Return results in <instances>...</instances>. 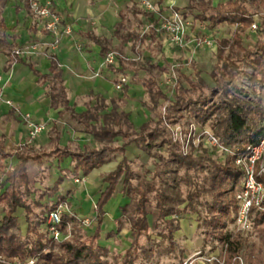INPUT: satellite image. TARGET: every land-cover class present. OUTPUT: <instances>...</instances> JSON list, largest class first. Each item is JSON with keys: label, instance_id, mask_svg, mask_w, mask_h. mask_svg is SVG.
Masks as SVG:
<instances>
[{"label": "rangeland", "instance_id": "rangeland-1", "mask_svg": "<svg viewBox=\"0 0 264 264\" xmlns=\"http://www.w3.org/2000/svg\"><path fill=\"white\" fill-rule=\"evenodd\" d=\"M203 1L208 6L205 12V15L208 17L213 14V8L228 1H237L243 4L248 10V13L251 16H255L257 29L251 27L239 33L241 49H234L233 56L230 54L229 46H231V41L239 30L236 26L226 23L211 27L208 20L201 19L203 11L193 8V6L197 5L198 0L86 1L89 4V9L92 7L96 12L106 16L105 19L107 21L110 20L112 26H114L112 32V50L110 53L102 56V68L100 67V72L97 73L99 76H103L104 72L102 73V71L105 69H107L108 73H111L106 80L112 84L115 94L120 97L115 103L107 102L108 105L104 102H98L97 108L102 109L106 106H113L119 112L127 111L130 115H134L135 123L137 124L135 128H138V125L142 124V122L147 123L151 121L152 128L162 132L150 156L138 150L134 145H131L126 149V157L131 161V169L137 178L133 181L134 187L138 184V178L147 177L151 181L156 166H159V171L162 170L164 176L163 179L159 177L158 182L160 185H165L166 183L171 185L170 190L173 194V201L170 202V205L175 210L183 209L186 206L187 191L190 187L187 185L183 170L178 174L182 180L177 179L175 183V180L171 178L170 169L166 166L163 167L165 162L160 163L158 157L164 160L169 158L168 148L166 145H162L165 139L168 140L171 138L174 143L180 146L181 152L184 155L198 156L204 154L206 151L213 160L222 163L230 158L221 148L211 146L207 142V133L216 138L218 137L210 129L208 124L202 125L198 123L188 109H185L180 115L172 111L175 119L173 118L171 122L162 121L161 124L159 121L160 118L166 116L168 113V111L166 113V109L176 102V93L179 87L185 91L190 90L187 78L196 81V74H199L205 81V86L200 91L209 96H212L210 93L212 89L220 87L212 79V74L216 72L219 63L218 43L224 42L222 48L224 59L229 58L232 61H236L240 66L238 72L245 71L250 78L254 76L253 72L244 66L242 60L249 53H257L258 48L264 45V32L261 31V28L258 29L259 25L264 22V6L257 4L256 0ZM33 3H36L39 7L47 8L50 11V16L45 19L39 17L35 9L31 6ZM146 3H149L150 6H145ZM28 4V16L32 17L38 30L45 34H51L52 40L49 43L38 40L30 42L19 50V57L30 59L48 55V52L53 50V47L58 48L62 40L71 42L74 51H83L84 47L81 39L70 24L71 21L67 19L69 15L60 13L52 0H28ZM71 11H75V8ZM53 15L59 18V24L57 26L58 34H54L45 28L46 22L53 21ZM84 20L87 24L95 21L93 18H84ZM116 29L117 32L115 33ZM68 30H70L69 33H67ZM130 32L139 33L141 36L145 34L147 38L144 43L135 40L123 43L121 36H126ZM173 36H179V43L172 42ZM108 55L113 57L112 64L107 61L109 59ZM11 57L13 59L16 55L13 56L11 54ZM121 61L125 63L126 69L121 70ZM13 63L12 61L11 66H13ZM237 74L234 81L237 83L241 79L243 88L252 94L250 78H241ZM121 75L126 78L127 83L125 86L132 88L129 96L121 97L122 91H119L115 87ZM78 76L84 78L83 74ZM0 78V100H2L4 86L2 85L3 79L1 74ZM148 83H154V88L151 91L145 85ZM157 89H160L167 96L166 99H161L158 103L153 99L154 92ZM186 94L187 96L196 98L199 95V91ZM88 98L91 97L88 96ZM262 98H264V93L262 94ZM210 100H213V97ZM88 101L93 105L96 104L95 98ZM253 102H255L254 98ZM8 103L12 106L10 102ZM102 110L100 111L101 113L104 112ZM32 121L34 120L30 114H20V122L24 125V138L21 140L22 146L33 147L36 150L34 143L46 132L47 126L45 125V129L39 132L35 138L31 139L30 124ZM62 122L67 124L64 128L68 127L71 130L73 129V132L78 136L84 134L85 127L79 125L68 113L62 118ZM192 126L194 127L192 128ZM220 142L221 146L229 149V151L233 150L226 141L220 140ZM121 144V139H118L115 143V145ZM113 159L114 161H120L122 160V156L114 155ZM7 164V167L10 168L14 163L12 160H7ZM232 165L236 168L233 161ZM236 169L240 171L238 168ZM30 170L35 187L43 192L52 189L53 183L59 175L55 161H45L42 169H39L36 165H32ZM213 170L214 167L209 164L204 165V170L199 172L198 175L194 174V172L191 174L197 176L195 179L199 183H202L204 179L210 178ZM104 177L105 174L94 181V179L92 180L89 177L78 178L71 173L68 174L60 192L51 198V200L48 198L43 200V204L48 207H43L37 210V212H45L48 214L51 206L55 204H58V206L61 205L63 215L76 218L78 221L74 226L72 224L69 225L72 234L71 239L75 236L91 235L96 227V215L93 213L96 205L95 202L98 194L107 187L104 182ZM241 181L240 184L238 183L239 186H241ZM3 182L4 178L2 177L0 178V184ZM65 186H68L67 189H65ZM120 189L121 184L118 190ZM212 201V199H202L205 207L201 209L202 213L200 215L182 214L179 216L178 219L187 220L191 226H195L196 223L198 225L200 224L198 230L200 233H195L189 238L182 237L180 239H174L173 236V242L169 239L166 225H157V209L154 206L150 207L151 215L149 216V223L152 234L151 238L155 241L153 244L154 255H150L148 250H141L138 253L140 258L136 261V264H183L185 262L189 264H225V254L221 242L213 239L212 236L208 240L205 239V232L208 228L203 225V221L207 214H210L208 207ZM3 213V209L0 206V219L3 217ZM108 215V219L104 223V234L99 244L106 245L109 239L107 238V234L112 232L116 236L114 239L115 245H106L109 249V254L105 261L107 264H124L122 255L125 246L123 244L131 240L129 223L126 219H122L120 223L116 224V220H119L117 219L119 217L114 219L110 213ZM234 215L235 213L232 215V219H234ZM15 216L18 218L21 233L24 235L27 230V224H22V220L24 221V218H26L25 214L19 209ZM174 217L170 216L167 219ZM83 219L90 220L91 225L84 226L82 223ZM254 219L255 216L252 220ZM178 222L174 224L175 227H178ZM41 230L45 233V225L41 227ZM223 230L224 232L235 233L242 237V247L237 259L238 264H247V260L252 258L253 254L261 253L264 257V244L263 246L261 245L259 235L254 228V222L251 223L247 231L241 232L234 221L231 222L225 219ZM120 231H123L122 235L117 237ZM143 242L145 243V240Z\"/></svg>", "mask_w": 264, "mask_h": 264}, {"label": "trees", "instance_id": "trees-1", "mask_svg": "<svg viewBox=\"0 0 264 264\" xmlns=\"http://www.w3.org/2000/svg\"><path fill=\"white\" fill-rule=\"evenodd\" d=\"M256 3L264 6V0H256ZM194 9L202 10V20H208L211 27L221 24H230L237 27V32L229 46L231 56L234 55V49H241L240 32L255 25V16L250 15L246 7L237 1H228L219 4L213 8V14L209 17L205 15L208 9L207 3L198 0ZM264 32V22L259 25ZM123 42L135 40L144 43L147 36L139 33L130 32L126 36H121ZM103 43V55L111 52L108 46L109 41H100ZM223 43H218V66L216 72L212 74V79L220 86L210 91L209 96L201 89L205 86V81L196 74V81L187 78L190 90L185 91L178 88L176 93V102L166 109V116L160 118L162 121L171 122L173 113H182L185 109L196 118V121L202 125L208 124L215 135L234 150L243 152L247 147L259 144L264 138V45H261L257 53H249L244 58L243 64L252 70L253 77L250 78L245 71H239L240 66L236 61L223 57ZM230 43V42H227ZM52 71L58 69V64L54 56L51 57ZM121 67L126 69L125 63L120 62ZM238 73V74H237ZM250 78L249 93L240 82H235V76ZM56 81L60 80L59 72L54 75ZM58 79V80H57ZM61 84V82H59ZM150 91L154 88V83L145 84ZM55 94L52 96L54 104L57 105L59 100L67 105L65 98V89L60 85L53 89ZM127 92V86L123 88ZM199 91L196 98L187 96L186 93H195ZM153 99L158 103L161 99H166L160 89L154 92ZM213 97V100H210ZM253 98L255 102H253ZM88 111L82 115L74 116L79 122H82L86 130L93 135L94 140L100 145L99 149H88L80 152H70L67 149L55 147L50 152L43 154L29 155L24 152L15 154L19 163L6 172L7 179L0 184V206L4 215L0 219V256L7 262L19 260L25 262L28 258H37L35 264H107L105 261L109 254V249L99 244L103 225L104 211L103 207L111 199L121 184L124 197L131 200L129 205L122 208L124 217H126L131 228V245L122 255L124 264H136L140 258L141 250H148L150 255L153 254L154 240L151 238V229L149 225L150 207H155L158 211V226L165 224L168 229V235L173 242V233L177 230L174 226L182 214L200 215L201 209L205 207L202 199H212L209 204V211L204 218L203 225L208 228L205 232V239H213L221 242L225 254V264H238L242 247V237L235 233L224 232V221H234L232 215L235 213L237 206L235 201V192L239 190L242 173L232 165V159L226 162H217L205 151L204 154L193 156L184 155L181 148L173 140L165 139L162 145H166L169 150V158L163 159L158 157L160 163L170 169V175L175 183L182 180L178 176L183 170L185 180L190 189L187 191L186 206L183 209L175 210L170 202L173 201V194L170 190L171 185H160L159 177L163 179L162 170L156 166L151 181L147 177L138 178V184L134 187L133 181L136 178L131 169V162L124 159L117 167L116 171L110 173L105 182L108 187L102 193L100 200L95 206L96 227L91 235L75 236L62 242H50L46 240L45 233L41 227L46 223L47 215L45 212H37L43 207V200L53 198L64 182L63 177H59L52 189L45 192L35 188L34 182L29 171L31 163L42 165L43 159L57 158L59 164L65 157L71 156L73 159V174L79 176L89 175L96 168L108 163L111 156L115 153H125V148L134 143L138 149L150 156L156 146V141L162 135V132L152 128V122L149 121L142 125L139 131L133 129L129 116L124 112H111L102 116ZM178 119V118H177ZM179 120V119H178ZM177 120V121H178ZM176 122V120H175ZM94 123V124H92ZM124 140V145L115 147L117 138ZM11 156V154H10ZM211 164L214 170L210 178L204 179L199 183L191 173L198 175L204 170V165ZM172 165V166H170ZM172 167V168H171ZM64 171H62L63 173ZM158 173V174H157ZM237 188V189H236ZM181 204V203H180ZM58 204L51 206L49 212L55 210ZM18 209H23L27 221V230L24 235L15 216ZM48 212V213H49ZM46 214V215H45ZM175 216L167 220L168 217ZM254 228L258 233L261 245L264 244V211L255 213ZM76 218L63 215L62 230L66 231L68 224L76 225ZM200 225V224H199ZM198 225V230H199ZM200 233V231H198ZM145 240V243L143 242ZM247 264H264V257L261 253L253 254L252 258L247 260ZM0 264H4L1 263Z\"/></svg>", "mask_w": 264, "mask_h": 264}, {"label": "crops", "instance_id": "crops-1", "mask_svg": "<svg viewBox=\"0 0 264 264\" xmlns=\"http://www.w3.org/2000/svg\"><path fill=\"white\" fill-rule=\"evenodd\" d=\"M52 1L60 13L69 15L67 19L71 21L70 24L73 26L74 31L79 35L78 37L81 39V43L83 44L84 48L82 52L74 51L71 42L68 40H62L58 48L56 49V47H53V50H50L48 55L30 59L16 56L12 59L11 54L14 56L15 51H19L30 42L36 40L49 43V41L52 40V35L45 34L38 30V27L34 23L32 17L28 16V0H0V74L2 75V85L4 86V95L2 97L3 101L0 100V178L3 177L4 182L7 179L6 172L13 169L19 163V159L15 155L18 152H24L29 155H40L44 152H50L55 147L67 149L70 152L99 149L100 145L94 140L93 135H91L86 130L85 125L82 122H79L74 116L82 115L88 111L96 113L98 102H104L108 105L107 102L110 101L111 103H115V101L120 97L115 94L112 84L106 80L109 78L108 76L111 75V73H108L107 69L102 71V73L104 72L103 76H99L97 73L100 72L99 68H102V56H105L102 52L104 47L103 43L100 44L97 40L102 42H111L108 48L112 50V32L114 30V26H112L111 21H107V19H105L106 16L96 12L92 7L89 9V4L86 3L87 0ZM73 8H75V11H71ZM84 18H93L95 21L87 24ZM116 32L117 29L115 30V33ZM52 56L56 58L58 64V69L55 72L52 71ZM12 61L14 62L13 66H11ZM58 72L60 80L56 81V77L54 75ZM81 74H83L84 78L78 76ZM59 82H61V84ZM60 85L65 89L67 105H64L61 100H59L58 104L55 105L52 100V96L55 94L53 89ZM131 90L132 88L127 87V92L122 91L121 97L129 96ZM88 96L91 98H88ZM94 98L96 100L95 105L88 101ZM8 102H10L12 106H10ZM102 109L100 108L99 111H97L98 116L111 112L119 113V111H117L113 106H106ZM101 110L104 111L102 112L103 114L100 112ZM120 112H124L129 116V120L135 131H139L141 125L146 123L142 122V124L138 125V128H135V125L137 124L135 123L134 115H130L127 111ZM25 113L30 114L36 123H42L47 126L46 132H44L34 143V145H36L34 146L36 150H34L33 147L29 148L25 145L22 146L21 140L24 138V125L20 122V114ZM66 113H68L71 118L76 120L79 125L85 127L83 135L78 136L73 132V129L71 130L68 127L64 128L67 124L62 122V118L65 117ZM118 139H121L122 144H114L115 147L123 146L124 140L121 137L117 138V141ZM131 145H134L138 149V147L132 143L125 148L124 154H114L122 156V160L114 161V155H112L108 163L99 168L93 169L89 175L83 176V174L80 173L79 176L76 177H89L95 181L100 176L105 174V182L107 176L116 171L118 165L124 159L130 161L126 157V149ZM7 160L13 161L14 164L12 167H7ZM45 161H55V163H57V171L59 173L57 179L61 176L64 178L65 182L66 176L70 173L73 174V159L71 156L65 157L61 164H59L57 158H45L43 159L41 166L37 163H31L29 165L30 174V167L32 165H36L39 169H42ZM62 171L64 172L62 173ZM105 184L108 187L106 182ZM62 185L60 186V189ZM119 186L111 199L103 207L105 214L99 242L102 240L104 234V223L105 220L107 221L109 213L112 217H114V219L119 217L117 218L119 220H116V224L120 223L122 219H126L122 208L129 205L131 200L124 197L121 190L122 186L121 189L118 190ZM67 187L68 186H65V189H67ZM106 188L98 194L95 202L96 204L100 200L101 195L104 193ZM21 210L24 212L23 209ZM93 213L96 215L95 208ZM178 221L177 230L173 234L174 239H180L182 237L189 238L195 233H198L197 223L195 226H191L187 220L178 219ZM22 224H27L26 218H24V221L22 220ZM129 231L131 236L130 225ZM122 232L123 231H120L117 234V237L119 235L121 236ZM107 238H109L108 242H106L107 246L115 243L114 239L116 236L112 232L107 234ZM131 241L132 239L127 241L126 244H123L125 246L123 254L130 247ZM100 245L107 248L104 244Z\"/></svg>", "mask_w": 264, "mask_h": 264}, {"label": "built area", "instance_id": "built-area-1", "mask_svg": "<svg viewBox=\"0 0 264 264\" xmlns=\"http://www.w3.org/2000/svg\"><path fill=\"white\" fill-rule=\"evenodd\" d=\"M39 17L45 19L50 16V11L45 7H39L36 3L31 5ZM145 6L149 7V3ZM59 18L53 15V21L46 22L45 28L54 34H58ZM257 29L256 25L252 26ZM70 30L67 31L69 33ZM179 36H173L172 42L179 43ZM20 51H15L14 55L18 56ZM107 61L112 64L113 57L108 55ZM1 81V78H0ZM126 78L121 75L118 83L116 84V89L123 91L126 85ZM28 117V116H27ZM29 118V117H28ZM194 126H192L193 128ZM31 128V139L35 138L39 132L45 129V125L42 123H36L32 121L30 124ZM207 142L214 147L221 148L225 151V154L232 159L233 164L242 173V181L239 190L235 194L236 201V212L234 215V222L237 225L239 231L245 232L250 228L253 222L252 218L255 213L264 211V138L259 142V144L247 147L245 151H229V149L221 146V142L218 138L211 134H206ZM82 223L84 226H90L91 222L88 219H83ZM45 225V237L47 241L50 242H62L72 238V234L69 229V225L66 227V231L62 230L63 226V208L58 206L55 210H52L47 215V220ZM37 258H28L25 262L19 260L6 261L2 256H0V262L4 264H35ZM183 264H189L187 262Z\"/></svg>", "mask_w": 264, "mask_h": 264}]
</instances>
